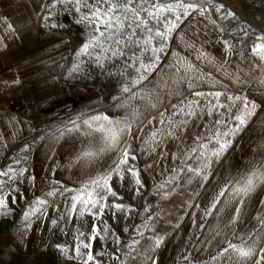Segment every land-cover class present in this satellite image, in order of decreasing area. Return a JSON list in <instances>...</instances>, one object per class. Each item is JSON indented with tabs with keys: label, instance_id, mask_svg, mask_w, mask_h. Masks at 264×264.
I'll use <instances>...</instances> for the list:
<instances>
[{
	"label": "snow or ice",
	"instance_id": "6c2138e0",
	"mask_svg": "<svg viewBox=\"0 0 264 264\" xmlns=\"http://www.w3.org/2000/svg\"><path fill=\"white\" fill-rule=\"evenodd\" d=\"M210 2L211 0H200L199 3L197 0H53L47 6L49 15L44 17L46 21L58 5L71 6L72 10L79 14L76 23L83 24L90 30L86 41L76 53L77 62L73 64L69 75L80 73L85 63H93L104 71L107 63L120 60L122 61L120 72L108 71L107 74L125 77L119 89L120 95L113 98L118 101L115 106L125 110L122 118L113 119L108 115L98 114L83 120L82 125L72 121L71 128L58 130L59 134H50L51 139L58 142L67 133L81 132L83 126L84 140L73 159V163L79 164L83 169L94 167L108 153L117 154L111 166L95 175L88 173V179L81 182L79 188L54 189L46 193V196L55 197L58 192L61 195L64 192H73L70 203L66 204L69 219L74 216L83 217L86 213L99 219L107 207L124 212L133 210L130 206L120 203L108 205L107 200L109 196L121 199L111 186L113 176L122 181L125 173L129 174L137 186V195L143 187L139 171L129 164V161L135 160L136 156L131 153V147L125 144V141L134 125L143 124L141 118H146V114L157 112L158 124L163 126L154 128L144 141L152 151L155 150L154 146H159L164 138L181 140L183 132L188 129L193 119H201L204 115L216 117L203 125V130L193 140L194 146L181 159L183 166L174 168L172 170L174 175L165 182L177 181L179 186L180 174L187 175L186 182L189 184L197 177L202 182H207L213 163L218 162L232 146L233 139L257 112L259 105L249 100L246 94L230 93L212 72H205L176 51L170 52L172 58L168 60L166 69H161L162 56L169 54V43L173 34L180 29L184 19L190 15L205 16L209 11L206 5ZM227 15L231 16L233 13L229 12ZM210 22L216 23V21ZM3 23L7 25L6 33L14 32L11 23L6 20ZM51 26L57 27L56 24ZM181 42L185 48H190L196 53L197 61H202L215 71L233 79L238 86L256 85L264 89V36L251 47L252 55L257 63L249 66L247 73L230 72L223 62H217L204 50L197 48L194 43L185 40L183 36H181ZM225 43L228 42L225 41ZM85 57L87 60L83 59ZM153 73H156V76L150 79ZM200 84H210L212 87L221 85L225 91H199L197 86ZM174 97L178 98V103H171ZM221 97H224V100ZM165 100L168 101L167 105ZM162 107L163 111L160 110ZM169 107L171 112L168 111ZM234 110L235 114H233ZM154 120H157L156 115H153L148 123L151 124ZM140 130L143 131L142 128ZM157 137L161 139L157 140ZM176 158L177 156L173 154V159ZM189 160L192 163H188ZM25 171L26 169H20L18 174L22 176ZM0 177L8 178V180H0V215H7L10 211L7 197L10 194L4 189L8 181H15L17 172L9 167L7 171H0ZM165 183H161L157 190L163 189ZM203 186L204 184L201 183V187ZM262 186H264V154L261 159L252 161L243 172L229 177L228 182L213 197L210 207L205 210V216H211L214 211L222 212L224 208L233 205L228 226L234 227L242 220L248 199L258 187ZM171 191H175V188ZM171 191L164 193L162 198L166 199ZM13 203H15V197H13ZM260 203L264 205V201ZM218 205H221L219 209ZM47 206L48 200L42 197H37L32 202L23 214V219L27 222L25 230L31 227L30 221L33 216L47 214ZM147 210L146 208L145 211ZM152 218L150 216L149 220ZM254 219L259 227L251 233L240 235L238 238L241 243H232L225 237L227 247L223 248L217 256L212 257L214 264H220L222 260H226L227 264H249V262L264 264V242H260L264 241V212L257 213ZM51 223L55 225L57 221L52 220ZM140 227L151 229L147 221L144 225L137 226L136 231L142 237L144 234L140 231ZM103 231L105 234L108 232L106 222ZM77 232L79 243L75 247V256L72 258L79 259L81 264H100L91 251L92 244L80 240L79 237L84 233L79 232V229ZM220 234L219 230L215 233L216 236ZM97 236H100V229L94 224L89 240H95ZM100 238L104 239V236ZM149 239L153 240V246L144 249V253L158 248L163 243L164 237L157 235ZM139 243L138 240H133L127 247L131 250ZM81 248L88 251L83 252ZM145 259H148L147 255ZM152 264H156V261L153 260Z\"/></svg>",
	"mask_w": 264,
	"mask_h": 264
},
{
	"label": "rangeland",
	"instance_id": "374dc122",
	"mask_svg": "<svg viewBox=\"0 0 264 264\" xmlns=\"http://www.w3.org/2000/svg\"><path fill=\"white\" fill-rule=\"evenodd\" d=\"M52 2L53 0H47V6ZM197 2L199 3L200 0ZM47 6L45 16L49 15ZM206 6L209 11L205 16L190 15L184 19L180 29H177V32L173 34L169 43V54L162 56L161 69H166L168 60L172 58L170 52L176 51L205 72H212L213 76L220 80L221 85L226 86L230 93L240 94L243 92L249 100L255 101L259 105L247 126L234 138L237 141L233 144L235 150H241V146L247 145L241 143L242 135L250 137V145L255 143L252 141L260 138L258 136H263L264 140V89L256 85L238 86L233 82V79L215 71L214 68L207 66L202 61H197L196 53L190 48H185L181 42V36L194 43L197 48L204 50L217 62H223L230 72L247 73L249 66L257 63L256 58L252 55L251 47L254 43L259 42L260 37L264 36V19L254 7L237 4L232 0H211L210 4ZM229 12L233 15L228 16ZM222 17L225 18L222 19ZM78 18L79 14L75 13L71 6L58 5L56 9L52 10L50 18L45 21L55 32L70 36L73 42V52L66 68L68 76L75 81L105 88L110 94L111 103L102 114L113 119H120L125 115V110L117 108L115 105L118 101L113 98L120 95L119 89L125 77L108 75L107 72L119 73L122 61L107 63L104 71L93 63H85L80 73L69 75L73 64L77 62L76 53L86 41L90 31L83 24L76 23ZM210 21H216V23L213 24ZM53 24H56L57 27H52ZM225 41L228 43L226 44ZM83 59L87 60L86 57ZM155 76L156 73H153L150 79ZM221 85L212 87L210 84H200L197 86V90L203 92L225 91ZM183 90L187 92L186 89ZM221 99L224 100V97ZM171 103H178V98H172ZM165 104H168L167 100H165ZM160 110L163 111L164 108L162 107ZM168 111L171 112L170 107ZM233 114H235V110ZM153 115L157 116V120L149 124L148 120ZM215 118L204 115L201 119H193L188 129L183 132L181 140L164 138L159 146H154L155 150L152 151L144 141L154 128L163 126L158 124V113L155 111L146 114V118L142 117L143 124L133 126L125 144L130 145L131 153L136 156V159L130 160L129 164L139 171L143 187L140 188V193L137 195V186L129 174L125 173L122 181L113 176L111 186L121 199L109 196L108 205L120 203L130 206L133 210L124 212L107 207L99 219L88 213L83 217L74 216L69 219L66 204L70 203L73 192H64L62 195L58 192L55 197L46 196V193L54 189L79 188L81 182L88 179V173L95 175L111 166L113 160L117 158V154L108 153L94 167L88 169L74 164L73 159L77 152L74 151L75 142L72 137H79L84 130L83 126L81 132L67 133L58 142L52 140L50 134H59L58 130L71 128L75 118H64L55 122L32 142L20 144L14 148L10 152L7 163L0 168V171H7L11 167L17 172L15 181H8L4 189L10 194L7 197L10 211L7 215H0V264H81L79 259L72 258L75 256V247L79 243L77 229L84 233L79 239L92 244L91 251L96 260L105 258L104 262H114L115 256L107 253L113 252L114 248L123 253L128 252L127 245L133 240L140 242L135 245L133 251L137 254L117 257H127L126 261L128 262L143 259L145 255L140 253L144 252L146 247L153 246V240L149 237L161 236L163 215L168 211L172 213L176 209V199L178 194L182 193L176 188L177 181L165 182L174 175L172 171L174 168L183 166L181 159L194 146L193 140L203 130V125ZM77 123L82 125V121ZM141 128L143 131L140 130ZM160 139L157 137V140ZM83 140L84 138L78 144L82 145ZM255 144L264 145V141ZM59 145L63 146L64 152H61ZM52 149L55 153L52 152ZM173 154L177 156L176 159H173ZM188 163H192V161L189 160ZM20 169H26L22 176L18 174ZM180 177L179 186H194L195 182L201 181L197 177L189 184L186 182V174H180ZM0 180H8V178L0 177ZM161 183H165V187L158 191V186ZM173 188L175 191H171ZM13 189H17V191H13ZM170 191L171 194L166 199L162 198L164 193ZM13 197H15V203H13ZM37 197L48 200L47 214L33 216L30 221L31 227L25 230L27 222L24 221L23 214ZM146 208L147 211H145ZM114 212L115 215H113ZM150 216L153 217L151 220H149ZM52 220H56L57 223L53 225ZM146 221L151 229L140 227V231L144 234L142 237L136 229L137 226L144 225ZM105 222L108 226L107 234L103 231ZM94 224L99 227L100 236H104V239L97 236L95 240H89ZM58 245L61 247L58 248ZM81 251L87 252L88 250L81 248Z\"/></svg>",
	"mask_w": 264,
	"mask_h": 264
},
{
	"label": "crops",
	"instance_id": "0c3cea01",
	"mask_svg": "<svg viewBox=\"0 0 264 264\" xmlns=\"http://www.w3.org/2000/svg\"><path fill=\"white\" fill-rule=\"evenodd\" d=\"M46 6L47 0H0V168L7 163L14 148L32 142L55 122L64 118L83 121L102 114L111 103L109 92L102 86H92L68 76L66 68L73 42L70 36L59 34L47 25ZM5 20L13 25V33L5 32ZM258 137L252 142L264 141L263 136ZM82 138V134L72 137L75 152L81 148L78 142ZM249 138L241 136V143L247 144L241 146V150H235L233 144L237 141L233 139L232 146L213 163L207 182L176 187L182 193L176 199V209L163 215L162 245L154 251L140 253L148 259L128 262L127 257L117 256L137 252L128 248V252L123 253L114 248L107 253L115 256L114 262L98 258L100 264H152L153 260L156 264H214L212 257L227 247L225 237L232 243H241L240 235L259 227L254 217L264 212V205L260 203L264 201V186L258 187L248 199L243 218L234 227L228 226L233 205L219 213L214 211L211 216H205V210L229 177L261 159L264 145H250ZM59 146L62 152L63 146ZM52 152L55 153L53 149ZM197 192L199 195H195ZM217 230L221 233L219 236L215 235ZM220 264L227 261L222 260Z\"/></svg>",
	"mask_w": 264,
	"mask_h": 264
},
{
	"label": "built area",
	"instance_id": "2783aa9c",
	"mask_svg": "<svg viewBox=\"0 0 264 264\" xmlns=\"http://www.w3.org/2000/svg\"><path fill=\"white\" fill-rule=\"evenodd\" d=\"M237 4H245L254 7L264 19V0H232Z\"/></svg>",
	"mask_w": 264,
	"mask_h": 264
}]
</instances>
